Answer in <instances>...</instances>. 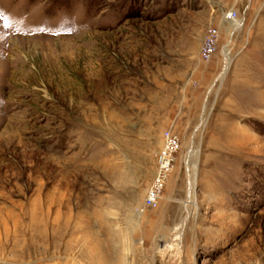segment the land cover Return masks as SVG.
<instances>
[{
	"label": "rangeland",
	"instance_id": "rangeland-1",
	"mask_svg": "<svg viewBox=\"0 0 264 264\" xmlns=\"http://www.w3.org/2000/svg\"><path fill=\"white\" fill-rule=\"evenodd\" d=\"M0 264H264V0H0Z\"/></svg>",
	"mask_w": 264,
	"mask_h": 264
},
{
	"label": "built area",
	"instance_id": "built-area-1",
	"mask_svg": "<svg viewBox=\"0 0 264 264\" xmlns=\"http://www.w3.org/2000/svg\"><path fill=\"white\" fill-rule=\"evenodd\" d=\"M171 140L172 139L170 138V134L167 133L165 146L163 148V151L158 156V162H159L158 180L159 182L162 180L164 173H166V171L169 169V166H170L168 151L172 144ZM159 186L160 185L157 184L151 187L147 196L144 199V203H143L144 206L154 207L157 204V201L159 198Z\"/></svg>",
	"mask_w": 264,
	"mask_h": 264
},
{
	"label": "bare ground",
	"instance_id": "bare-ground-1",
	"mask_svg": "<svg viewBox=\"0 0 264 264\" xmlns=\"http://www.w3.org/2000/svg\"><path fill=\"white\" fill-rule=\"evenodd\" d=\"M189 202L191 203L192 200H191V201L189 200ZM190 203H189V205H188V207H187V209H186V210L188 211V213L190 212V210H189ZM193 207H194V206H193ZM194 208H195V207H194ZM186 220H187V219H186ZM186 220L184 219V222H183V221H182V222L185 224V221H186ZM178 237L180 238V234L178 235ZM179 249H180V245H179V243H178V246H177V253H178Z\"/></svg>",
	"mask_w": 264,
	"mask_h": 264
},
{
	"label": "water",
	"instance_id": "water-1",
	"mask_svg": "<svg viewBox=\"0 0 264 264\" xmlns=\"http://www.w3.org/2000/svg\"><path fill=\"white\" fill-rule=\"evenodd\" d=\"M224 71H225V69H224Z\"/></svg>",
	"mask_w": 264,
	"mask_h": 264
}]
</instances>
